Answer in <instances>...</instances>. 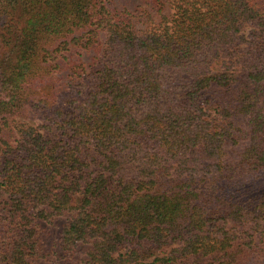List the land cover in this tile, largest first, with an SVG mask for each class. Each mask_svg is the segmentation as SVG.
Wrapping results in <instances>:
<instances>
[{"label": "trees", "instance_id": "obj_1", "mask_svg": "<svg viewBox=\"0 0 264 264\" xmlns=\"http://www.w3.org/2000/svg\"><path fill=\"white\" fill-rule=\"evenodd\" d=\"M143 1L0 0V264H264V0Z\"/></svg>", "mask_w": 264, "mask_h": 264}, {"label": "rangeland", "instance_id": "obj_2", "mask_svg": "<svg viewBox=\"0 0 264 264\" xmlns=\"http://www.w3.org/2000/svg\"><path fill=\"white\" fill-rule=\"evenodd\" d=\"M114 5L118 6L119 8L135 11V12L136 10L138 12L140 11V9L145 8L151 11L152 13H154L155 17H158V12L156 10L157 6L153 7L151 5H147L143 0H114ZM164 12L170 13L171 9L169 7L167 8L165 7ZM137 24L140 25V27L143 26L141 22H138ZM93 54H94L93 51H89L84 53L82 56L84 60L88 61L91 59ZM61 80L62 81L66 80V78H61ZM25 118L31 122H36V120H38V117H36V112L32 111L31 109L27 111V115ZM63 221L64 219L60 217L55 220L54 224L48 225L50 233L46 243V247L49 250L59 251V246H58L59 230ZM38 262L39 264H54V254H50L45 259H39Z\"/></svg>", "mask_w": 264, "mask_h": 264}]
</instances>
